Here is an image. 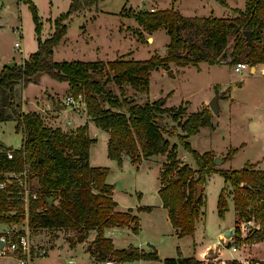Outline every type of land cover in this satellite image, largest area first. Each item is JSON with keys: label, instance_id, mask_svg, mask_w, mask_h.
Wrapping results in <instances>:
<instances>
[{"label": "trees", "instance_id": "trees-1", "mask_svg": "<svg viewBox=\"0 0 264 264\" xmlns=\"http://www.w3.org/2000/svg\"><path fill=\"white\" fill-rule=\"evenodd\" d=\"M20 1L28 5L37 48L21 65L3 64L0 67V123L14 121L16 132H22L21 148L13 151L11 159L6 157L8 148L0 143V183L12 173L28 170L27 182L32 183L31 187L39 195L38 201L29 204V229H69L77 234L76 243L85 241L88 233L94 231L96 236L89 253L99 263L106 259H158L154 250L149 254L133 247H129L130 253L123 249L113 250L111 240L103 235L105 229L114 227L129 226L131 233L136 232L138 217L131 214L132 209H115L116 202L111 198L113 185L105 181L108 169L89 166V148L94 139L88 137L86 124L63 131L45 125L40 113L22 111L15 87L20 81L25 85L41 72L54 81L65 82L73 99L81 96L86 116L107 133L106 156L109 160L120 164L121 156L125 155L130 162L138 164L149 156H165L157 195L178 238L193 236L194 223L202 205V196H195V186L202 185L205 176L213 173L221 175L230 186L233 210L238 219L247 216V207L254 206L263 235L264 171L255 169L250 163L238 170H219L213 164L210 152L198 153L188 142L189 137L201 128L213 129L209 108L185 114V107H162L165 98L146 99L139 104L133 97H126L123 87L129 85L146 94L152 70H166L169 64L196 67L201 61L217 64L228 48V64L242 63L248 67L264 64V0H244L242 10H230L226 0H216L235 14L233 18L183 17L173 9L177 0H171V8L161 10L128 9L126 17L135 21L138 40H142L144 32L165 30L169 36L166 54L163 57L153 55L143 61L125 60L124 56H119L107 62L49 60L53 48L65 35V19L103 0H70L67 11L54 18L53 31L45 39L39 37L41 23L35 6L30 0ZM244 31L250 33L249 40ZM229 41L232 42L230 47ZM110 83L118 88V94L106 89ZM164 116L174 125L170 128L162 125ZM177 129L181 134L176 132ZM167 138L176 139L190 155L195 169L186 163L181 165L176 157L177 145L170 144ZM234 153L235 150L229 149L223 161L229 160ZM17 191V185L8 181L5 189L0 190V225L23 220L21 210L11 211L17 205ZM218 195L217 213L221 217L227 209L223 189ZM149 209L138 207L136 210L148 212ZM161 264L201 263L193 256H178L165 258Z\"/></svg>", "mask_w": 264, "mask_h": 264}, {"label": "rangeland", "instance_id": "rangeland-1", "mask_svg": "<svg viewBox=\"0 0 264 264\" xmlns=\"http://www.w3.org/2000/svg\"><path fill=\"white\" fill-rule=\"evenodd\" d=\"M6 1L0 4V67L3 65L1 62L9 59H13L19 66L27 60L30 53L36 50L34 23L31 21L27 4L20 2L18 12L16 4L11 2L10 10L6 11L3 9ZM30 1L35 6L38 21L41 23L39 37L45 39L53 31L54 18L67 11L70 0ZM226 3L230 10L233 8L242 10L244 6V0H226ZM166 8H171V0L99 1L96 5L72 13L65 19V35L53 48L49 60L51 62L73 60L107 62L119 56H124L125 60L142 61L153 55L163 57L169 42V36L165 30L144 32L142 40H138L135 36L138 27L133 19L126 17V11ZM173 9L183 17L233 18L235 16L216 0H177ZM19 41L20 49L15 51L13 44ZM231 44L232 42L229 41V47ZM225 52L223 59H220L217 64L201 61L196 67L169 64L166 70H152L146 94L133 90L129 85L124 86L123 90L126 97H133L136 103L141 104L146 99L154 101L165 98L162 107H185L189 111L188 114L199 111L202 101L207 100L205 103L207 106L210 99L219 96L218 112L213 114L211 119L214 130L202 128L198 134L188 139L191 147L198 153L210 152L213 158L221 159L229 149L235 150L229 160L223 161L216 167L219 170H238L248 162H256L260 168L264 169V134H254L250 127L251 123L258 122L262 127L259 129L264 132V75L261 72V66H255L253 74L249 72L248 66L244 67L240 73L234 72L232 69L234 64L227 63L229 48ZM106 89L116 94L119 92L118 88L111 83L106 86ZM16 91L19 101L21 100L22 111L40 113L45 125L51 128H54L57 123L49 122V119L57 118L59 112L57 104L61 103L65 110L58 117L61 128L83 125L87 122L84 118L75 120L74 116L71 119L70 108L75 112H82L84 104H64L65 96H70L65 82L54 81L48 75L39 72L36 80L31 79L25 85H22L20 81L15 87ZM46 104H48L47 110L44 109ZM161 124L167 128L174 125L166 116ZM14 125V121L0 123V142L6 148L18 150L21 148L22 132H16ZM87 127L88 137L94 139L89 149V162L93 167L95 165L108 169L105 177L107 182L114 183L117 179L121 180L123 191L114 190L112 195L119 209L134 208V211H137L136 207L151 209L149 213L136 212L139 226L136 232L131 233L130 230L117 228L112 232L111 238L118 249L126 250L129 247L140 248V246L148 250L153 248L158 254V259L139 262L138 259H133L120 264H161L162 258L178 257L179 252L184 257L193 256L194 251L202 249L204 244L219 242V234H224L226 230H233L239 219L233 210L230 186L224 182L221 175L213 173L206 176L203 182L202 205L199 208L200 215L194 223L193 236L183 238L175 236L171 232L165 211L160 207V199L157 195L165 156H152V160H143L137 165L123 156L120 159L121 163L118 164L106 156L107 133L89 121ZM176 132L181 134L179 129ZM167 139L170 144L177 145L178 161L184 155V160L193 164L190 155L178 145L175 138ZM180 163L184 165L182 161ZM189 164L187 165L190 167ZM193 166L190 168L195 169V165ZM222 189L227 209L220 217L217 213V200ZM29 237L33 247L37 249L35 251L44 252L43 256L38 255L30 264H99L89 253L92 249L91 243L86 248L82 247L81 242L76 243L77 234L72 230L29 229ZM219 250V253L207 251L208 256L219 257L218 259L221 260L226 258V251ZM85 252L89 253L88 258L84 257ZM240 256L264 258V243L247 247L239 254ZM194 258L198 260L199 256ZM3 261L0 260L2 264H8V261Z\"/></svg>", "mask_w": 264, "mask_h": 264}, {"label": "built area", "instance_id": "built-area-1", "mask_svg": "<svg viewBox=\"0 0 264 264\" xmlns=\"http://www.w3.org/2000/svg\"><path fill=\"white\" fill-rule=\"evenodd\" d=\"M19 49L20 42L14 43V50L19 51ZM244 67H246L245 64L235 63L232 69L234 72L240 73ZM73 103L83 104L81 96L78 95L74 99L71 96L64 98V104L69 105ZM13 151L10 148L6 150L7 159L12 158ZM27 171V169H24L22 173H12L5 181L0 183V190L5 189L6 181L17 185L18 191L15 196L17 205L12 207L11 211L14 212L16 209H19L23 212V220L21 222L0 225V259L8 258L12 264H30L35 257H38V255L43 256L44 253L43 251H35L37 249L33 247L29 237L27 219L29 204L30 202L38 201L39 195L27 182ZM246 213L247 216L239 218L237 224L234 226L232 236L227 238L222 235L220 241L216 242L211 249L205 248V251L200 254L198 259L201 264H264V258L239 257V254L247 249V247L264 243V233L261 236L262 229L258 220H256L254 206L247 207ZM219 249L226 251V258L221 260L218 259L219 257L208 256L207 251L212 250L215 253H219ZM99 264H114V262L113 260L106 259Z\"/></svg>", "mask_w": 264, "mask_h": 264}, {"label": "crops", "instance_id": "crops-1", "mask_svg": "<svg viewBox=\"0 0 264 264\" xmlns=\"http://www.w3.org/2000/svg\"><path fill=\"white\" fill-rule=\"evenodd\" d=\"M3 1L4 0H0V4H3ZM11 2H14V4H16V6H17V10H18V12H19V3L20 2H22V1H20V0H7L5 3H4V5H3V9L4 10H6V11H8V10H10V8H11V4H9V3H11ZM31 2V1H30ZM152 10V9H151ZM20 42V41H19ZM16 43V42H15ZM20 46H21V42H20ZM13 48H14V44H13ZM36 48H37V43H36ZM36 51V50H35ZM34 51V52H35ZM33 53V52H32ZM32 53H30V54H32ZM29 54V55H30ZM28 55V56H29ZM27 56V57H28ZM22 58H25V57H22ZM26 59V58H25ZM28 59V58H27ZM0 61H1V58H0ZM6 62H14L13 61V59H9V60H7V61H5V62H1V63H3V64H5ZM255 66H261V72L263 73V75H264V64H257V65H254L253 67H248L249 68V72L250 73H254L255 72ZM66 97V96H65ZM207 102V100H205V101H202L201 103H200V107L201 108H208L207 106H205V103ZM64 106L62 105V103L61 104H57V108H58V110H59V112H58V116H57V118L55 119V118H51V120L49 119V122H54V121H56V123H57V125L54 127V128H57V127H59V128H61L60 126H59V122H58V117H59V114H61L62 112H64L65 110H64V108H63ZM200 108V109H201ZM45 110H47L48 109V104H46V106H45V108H44ZM82 109H83V107H82ZM81 109V110H82ZM70 114H71V119H72V117L74 116V118L73 119H75V120H79V119H81V118H84V119H86L87 120V122L85 123L86 124V127L88 126V121H89V123L91 122L92 123V121L86 116V114L84 113V111L82 110V112H79V111H73L72 110V108H70ZM73 111V112H72ZM188 112L189 111H187V109L185 108V114H188ZM74 114V115H73ZM212 117H213V114H212V116H211V119H212ZM93 125H94V123H92ZM77 126H79V125H75L74 127H68V128H61L63 131H68V130H75V127H77ZM95 126V125H94ZM96 127V126H95ZM250 127H251V129H252V133H254V134H264V132L262 131V130H260L259 129V127H261V125L258 123V122H254V123H251L250 124ZM98 128V127H97ZM262 128V127H261ZM202 129V128H201ZM201 129L198 131V133L201 131ZM208 130H210V131H213L214 129H208ZM87 133H88V127H87ZM198 133H196V134H198ZM195 134V135H196ZM88 135H89V133H88ZM195 135H192V136H190L189 137V139H191L192 137H194ZM90 137V136H89ZM91 138V137H90ZM1 143V142H0ZM2 144V143H1ZM3 146V145H2ZM4 147V146H3ZM90 149V148H89ZM123 156H125V155H122L121 157H123ZM153 156H156V155H153ZM125 157H127V156H125ZM128 158V157H127ZM152 158V156H149L147 159H141L140 161H139V163L138 164H140L143 160H152L151 159ZM185 159V157H184V155H183V157L181 156V158H180V161H182L183 163H187L186 162V160H184ZM89 160H90V150H89V155H88V163H89V166H91V167H93V165H91V163L89 162ZM112 161V160H111ZM128 161L130 162V159L128 158ZM248 163H250V164H254L255 165V169L256 168H258V169H260V170H264L263 168H260L259 166H258V164L255 162V163H253V162H248ZM187 164H189V163H187ZM135 165H137V164H135ZM190 165V167H194L193 165H194V162H193V164H189ZM95 166V165H94ZM206 177V176H205ZM106 181V180H105ZM107 182V181H106ZM108 184H110V185H113V183H111V182H107ZM202 186H203V183H202V185H201V192H202ZM160 187V182H159V185H158V188ZM113 191H114V189L112 190V194H111V198H112V195H113ZM159 199H160V197H159ZM113 200L116 202V206H115V209L116 210H118V211H125V209L124 210H121V209H119V207H118V203H117V201L113 198ZM160 207L165 211V213H166V215H167V212H166V210L162 207V205H161V199H160ZM126 209H132V211H131V214L132 215H135L136 216V212L137 213H140V212H142V213H149L150 211H151V209H149V212H143V211H134V208H126ZM135 209H137V207L135 208ZM167 217H168V215H167ZM168 221H169V225H170V228H171V232L175 235V236H177L176 235V233H175V231H174V229L172 228V226H171V224H170V220H169V217H168ZM139 227V226H138ZM117 228H119V227H114V228H109V229H105L104 230V233H103V235L105 236V237H107V238H109L110 240H111V242H112V246H113V250L114 249H116V250H122V249H118V248H116L115 246H114V244H113V240H112V238H111V236H112V232L114 231V230H116ZM121 228H124V229H122V230H130L128 227H120L119 229H121ZM131 232V231H130ZM222 235H224V234H219V238H221L222 237ZM95 232L94 231H90L89 233H88V237H87V239L85 240V241H83V242H81V245H82V247L84 246L85 248L87 247V245H89L91 242H92V240L95 238ZM217 241H214V242H210V243H206V244H204V246H203V248L202 249H200V250H195L194 251V257H198V256H200V254L201 253H203L205 250V248H211V247H213L214 245H215V243H216ZM145 244H147V243H145ZM142 246H140V248H136L137 249V251L138 252H144V253H146V254H149L150 252H152V250H154L153 248H152V250L150 249V250H148L147 248L146 249H143V248H141ZM155 251V250H154ZM84 253V252H83ZM179 254V256L180 257H182V258H186V257H189V256H186V257H184L182 254H181V252H179L178 253ZM157 256H158V254H157ZM92 258V257H91ZM163 259H165V258H162L161 260H163ZM1 261H3V260H6V261H8V264H12V262H11V260H9L8 258L7 259H0ZM138 262L139 261H144V260H140V259H138L137 260ZM4 262V261H3ZM114 262V261H113ZM123 262H125V261H115L114 262V264H117V263H123ZM5 263H7V262H5ZM99 263V262H98ZM0 264H2L1 262H0Z\"/></svg>", "mask_w": 264, "mask_h": 264}, {"label": "water", "instance_id": "water-1", "mask_svg": "<svg viewBox=\"0 0 264 264\" xmlns=\"http://www.w3.org/2000/svg\"><path fill=\"white\" fill-rule=\"evenodd\" d=\"M243 34L245 35V37H246L247 40L250 39V33L249 32L244 31ZM5 64L7 66H13V65H15V62H6ZM38 73L39 72H37L35 74V76L33 77L34 80L37 79ZM218 98H219V96H215L212 99H210L208 101V103H207V106H209V110L211 111L212 114H216L218 112V106H217V100H218ZM212 160H213V164L216 167L217 166H220V164L223 162V159L217 158V157L212 158ZM113 189L114 190H121V191H123V188H122V185H121V180L117 179L113 183ZM200 195H201V185H196L195 186V196L197 198H199V197H201ZM233 233H234V231L232 229L226 230V232L224 233V236L228 238V237L232 236ZM129 251H130L129 249H126V252L130 253ZM84 257L85 258H88L89 257V253L85 252Z\"/></svg>", "mask_w": 264, "mask_h": 264}]
</instances>
